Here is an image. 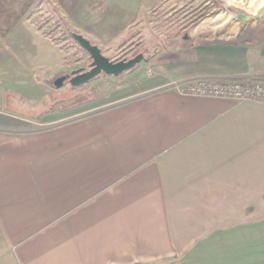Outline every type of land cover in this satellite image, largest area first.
Listing matches in <instances>:
<instances>
[{
  "label": "crops",
  "instance_id": "crops-1",
  "mask_svg": "<svg viewBox=\"0 0 264 264\" xmlns=\"http://www.w3.org/2000/svg\"><path fill=\"white\" fill-rule=\"evenodd\" d=\"M40 1L0 0V88L30 89L51 61L29 18ZM89 2L69 8L83 10L78 26L102 16ZM191 38L155 75L113 93L124 104L55 114L36 131L0 110V264H264V104L167 87L264 80V26L229 37L207 26Z\"/></svg>",
  "mask_w": 264,
  "mask_h": 264
},
{
  "label": "rangeland",
  "instance_id": "rangeland-1",
  "mask_svg": "<svg viewBox=\"0 0 264 264\" xmlns=\"http://www.w3.org/2000/svg\"><path fill=\"white\" fill-rule=\"evenodd\" d=\"M75 1L64 0L66 10L54 4L57 0L38 2L29 18L35 23L39 35L47 39L53 52L51 61L44 67L36 68L34 83H29L32 86L30 89L21 88V84L16 90L0 88V110L9 108L17 116L31 118L27 123L29 131L57 124L60 113H71L68 118L75 119L126 103L128 100L114 101L112 97L115 92L133 80L155 75L153 65L161 56L175 55L171 53L189 43L192 35L203 32L207 26L215 29L216 36L226 37L255 32L264 26V13L259 19L256 18L264 0H209L208 3H205L206 0H90L88 9L99 8L102 16L86 27L77 25L83 10L75 12L69 9L75 8ZM83 1L87 2L78 0L77 5L85 4ZM183 7L191 12L196 10L201 17L206 15L205 19L184 26L187 15ZM127 11L131 12V17L123 20L125 24L114 25L111 18L124 15ZM201 23L203 25L200 26ZM80 31L88 34L110 59L131 58L139 53L144 54V59L118 76L101 74L81 86L75 87L66 81L63 87L57 88L54 82L58 77L72 76L75 70H88L91 66L89 52L72 36V32ZM36 45L41 51L47 46ZM132 72L136 73L134 79L130 78ZM190 78L196 77L183 79ZM175 80L180 79L170 80L167 86ZM7 91L13 93L8 94ZM3 98L7 100V107L2 105ZM94 101L99 105L97 108L84 113L76 111L82 104ZM55 114L58 122L48 120Z\"/></svg>",
  "mask_w": 264,
  "mask_h": 264
},
{
  "label": "built area",
  "instance_id": "built-area-1",
  "mask_svg": "<svg viewBox=\"0 0 264 264\" xmlns=\"http://www.w3.org/2000/svg\"><path fill=\"white\" fill-rule=\"evenodd\" d=\"M167 87L186 95L264 104V80L196 77L175 80Z\"/></svg>",
  "mask_w": 264,
  "mask_h": 264
},
{
  "label": "water",
  "instance_id": "water-1",
  "mask_svg": "<svg viewBox=\"0 0 264 264\" xmlns=\"http://www.w3.org/2000/svg\"><path fill=\"white\" fill-rule=\"evenodd\" d=\"M264 13V3L260 7V13L256 16L259 19ZM72 36L86 51L89 52L92 63L88 70H75L72 76L63 75L58 77L54 84L57 88L63 87L66 81H69L73 86H81L90 82L101 74L118 76L139 64L144 59V54L139 53L131 58H123L113 60L107 57L100 46L94 44L90 39L81 33L72 32Z\"/></svg>",
  "mask_w": 264,
  "mask_h": 264
},
{
  "label": "trees",
  "instance_id": "trees-1",
  "mask_svg": "<svg viewBox=\"0 0 264 264\" xmlns=\"http://www.w3.org/2000/svg\"><path fill=\"white\" fill-rule=\"evenodd\" d=\"M208 2H209V0H206L205 3H208ZM183 8H184L183 12L185 13V15H187V16H185L187 18V20H186V23L184 26H189L190 24L193 25V24L199 22L200 20L203 21L205 19L206 15L201 17L200 15H198L196 10H193L191 12V11H189V8L188 9H186L185 7H183ZM193 9H195V8H193Z\"/></svg>",
  "mask_w": 264,
  "mask_h": 264
}]
</instances>
